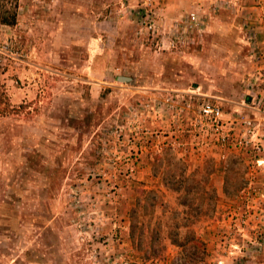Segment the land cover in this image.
<instances>
[{
	"label": "rangeland",
	"instance_id": "obj_1",
	"mask_svg": "<svg viewBox=\"0 0 264 264\" xmlns=\"http://www.w3.org/2000/svg\"><path fill=\"white\" fill-rule=\"evenodd\" d=\"M164 2L0 0V264H264V0Z\"/></svg>",
	"mask_w": 264,
	"mask_h": 264
},
{
	"label": "trees",
	"instance_id": "obj_2",
	"mask_svg": "<svg viewBox=\"0 0 264 264\" xmlns=\"http://www.w3.org/2000/svg\"><path fill=\"white\" fill-rule=\"evenodd\" d=\"M2 12H3L2 14L8 15V13H5L7 11H2ZM0 20H1L2 23H5V24H10L12 22V21H8V19H6V17H0ZM136 232H137V227H136L135 221L132 220L130 222L129 227H128V237H129L131 246L132 247H135V248H138L139 245H140L141 238H140V235L139 234L136 235ZM169 238H170L171 243L173 245H175L176 247L180 248V250L182 251V254H184L186 252V249H185L186 248V245H185V243L186 242H189V241H194V243L191 244L190 247L192 248V251H194V253H196L197 255H199V258L197 260H194V261H191V262H187V260L185 259V256H183L182 257V260L178 264H187V263H189V264H191V263H193V264H200L198 260L199 259H202L203 251L199 247L200 245L198 246V242L199 241H197V238L194 237V235L192 234L191 231H189V233L184 236V238L186 239L185 242L179 240L177 237L173 236V234L170 235ZM199 243L202 245L201 242H199ZM150 253L151 254H149V256H150L149 258H151V259L152 258H156L158 256V254H159L158 252L155 253L154 251H151Z\"/></svg>",
	"mask_w": 264,
	"mask_h": 264
},
{
	"label": "built area",
	"instance_id": "obj_3",
	"mask_svg": "<svg viewBox=\"0 0 264 264\" xmlns=\"http://www.w3.org/2000/svg\"><path fill=\"white\" fill-rule=\"evenodd\" d=\"M189 25H196V17L194 16L193 13H189ZM199 113L200 116L203 117L204 119H207L212 125L217 126L219 123V119L221 116V111L220 109L215 106L211 105L208 102H202L199 106Z\"/></svg>",
	"mask_w": 264,
	"mask_h": 264
},
{
	"label": "crops",
	"instance_id": "obj_4",
	"mask_svg": "<svg viewBox=\"0 0 264 264\" xmlns=\"http://www.w3.org/2000/svg\"><path fill=\"white\" fill-rule=\"evenodd\" d=\"M165 11L167 10H174V13H179L181 5L182 7L193 8L197 6V0H163ZM172 3V4H171Z\"/></svg>",
	"mask_w": 264,
	"mask_h": 264
},
{
	"label": "water",
	"instance_id": "obj_5",
	"mask_svg": "<svg viewBox=\"0 0 264 264\" xmlns=\"http://www.w3.org/2000/svg\"><path fill=\"white\" fill-rule=\"evenodd\" d=\"M117 80H119V81H129L130 78L129 77H125V76H118Z\"/></svg>",
	"mask_w": 264,
	"mask_h": 264
}]
</instances>
